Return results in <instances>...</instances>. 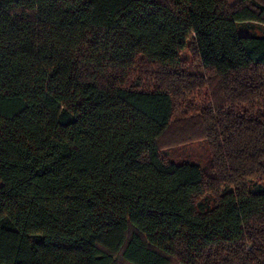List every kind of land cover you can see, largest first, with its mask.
<instances>
[{
  "label": "trees",
  "instance_id": "obj_1",
  "mask_svg": "<svg viewBox=\"0 0 264 264\" xmlns=\"http://www.w3.org/2000/svg\"><path fill=\"white\" fill-rule=\"evenodd\" d=\"M0 264H264V0H0Z\"/></svg>",
  "mask_w": 264,
  "mask_h": 264
},
{
  "label": "rangeland",
  "instance_id": "obj_2",
  "mask_svg": "<svg viewBox=\"0 0 264 264\" xmlns=\"http://www.w3.org/2000/svg\"><path fill=\"white\" fill-rule=\"evenodd\" d=\"M227 1L229 4H234L238 0H227ZM181 58L183 60H186L188 63V66L186 67L187 73L192 74V75H199V74L201 75L202 74L201 67L196 62H193L190 53L186 49L183 52H181ZM183 113H184V108L178 109L177 113H176V118H180ZM202 145L203 144L198 143V142L192 143L187 148H185V149L182 148L183 149L182 151H179V149L177 150L178 152H176V150L174 152L172 150H169V154L171 156H174V155L180 156V154L183 155V153H186V154L191 153L193 155L192 159L197 161L199 164H201V166H204L205 161H206L205 155L207 153L204 151V148Z\"/></svg>",
  "mask_w": 264,
  "mask_h": 264
}]
</instances>
